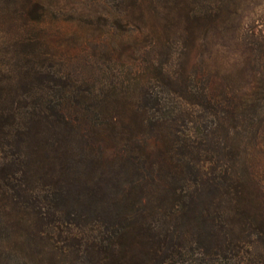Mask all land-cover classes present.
I'll use <instances>...</instances> for the list:
<instances>
[{
    "label": "trees",
    "instance_id": "1",
    "mask_svg": "<svg viewBox=\"0 0 264 264\" xmlns=\"http://www.w3.org/2000/svg\"><path fill=\"white\" fill-rule=\"evenodd\" d=\"M42 23L37 0H0V264H264L233 104L167 68L155 93L148 65L79 82Z\"/></svg>",
    "mask_w": 264,
    "mask_h": 264
},
{
    "label": "rangeland",
    "instance_id": "2",
    "mask_svg": "<svg viewBox=\"0 0 264 264\" xmlns=\"http://www.w3.org/2000/svg\"><path fill=\"white\" fill-rule=\"evenodd\" d=\"M37 1L46 48L79 82L99 69L128 79L136 65H148L143 75L155 93H167L159 72L167 68L194 91L204 88L233 104L232 140L264 213V0H136L129 12L141 29L127 33L117 23L125 1L132 0ZM77 210L85 216V206ZM2 256L13 263L17 253L10 249Z\"/></svg>",
    "mask_w": 264,
    "mask_h": 264
}]
</instances>
